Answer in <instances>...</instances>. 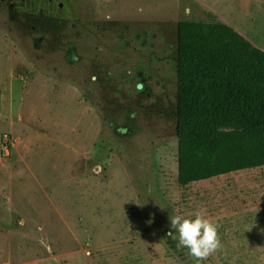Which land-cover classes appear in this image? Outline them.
I'll return each mask as SVG.
<instances>
[{"label": "rangeland", "instance_id": "1", "mask_svg": "<svg viewBox=\"0 0 264 264\" xmlns=\"http://www.w3.org/2000/svg\"><path fill=\"white\" fill-rule=\"evenodd\" d=\"M210 14L264 50V0H0V264H188L196 211L201 264H264V166L178 182V23Z\"/></svg>", "mask_w": 264, "mask_h": 264}, {"label": "trees", "instance_id": "2", "mask_svg": "<svg viewBox=\"0 0 264 264\" xmlns=\"http://www.w3.org/2000/svg\"><path fill=\"white\" fill-rule=\"evenodd\" d=\"M178 23V182L264 166V50L213 14ZM188 264L194 259L167 237Z\"/></svg>", "mask_w": 264, "mask_h": 264}, {"label": "clouds", "instance_id": "3", "mask_svg": "<svg viewBox=\"0 0 264 264\" xmlns=\"http://www.w3.org/2000/svg\"><path fill=\"white\" fill-rule=\"evenodd\" d=\"M170 224L178 235L169 231L167 236L177 241L178 249H187L196 264H201L223 247L218 233L219 225L207 218L202 211L188 216L173 215L170 217Z\"/></svg>", "mask_w": 264, "mask_h": 264}, {"label": "crops", "instance_id": "4", "mask_svg": "<svg viewBox=\"0 0 264 264\" xmlns=\"http://www.w3.org/2000/svg\"><path fill=\"white\" fill-rule=\"evenodd\" d=\"M242 171V170H241ZM215 178V177H214ZM212 179V178H211ZM209 180V179H208ZM199 182V181H198Z\"/></svg>", "mask_w": 264, "mask_h": 264}]
</instances>
